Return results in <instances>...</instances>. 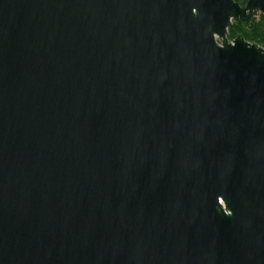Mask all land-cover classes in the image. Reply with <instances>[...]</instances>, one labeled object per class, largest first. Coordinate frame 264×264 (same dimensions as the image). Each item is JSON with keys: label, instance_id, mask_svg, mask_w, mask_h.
Here are the masks:
<instances>
[{"label": "water", "instance_id": "obj_1", "mask_svg": "<svg viewBox=\"0 0 264 264\" xmlns=\"http://www.w3.org/2000/svg\"><path fill=\"white\" fill-rule=\"evenodd\" d=\"M264 0H0V264H264Z\"/></svg>", "mask_w": 264, "mask_h": 264}, {"label": "trees", "instance_id": "obj_2", "mask_svg": "<svg viewBox=\"0 0 264 264\" xmlns=\"http://www.w3.org/2000/svg\"><path fill=\"white\" fill-rule=\"evenodd\" d=\"M239 4H244L247 0H235ZM237 34H241L245 40L256 43L264 48V17L259 14L258 18H254L252 26L245 28L239 23H233L228 29L227 37L232 40Z\"/></svg>", "mask_w": 264, "mask_h": 264}, {"label": "rangeland", "instance_id": "obj_3", "mask_svg": "<svg viewBox=\"0 0 264 264\" xmlns=\"http://www.w3.org/2000/svg\"><path fill=\"white\" fill-rule=\"evenodd\" d=\"M258 16H259V13H257L256 16H255L254 18H258Z\"/></svg>", "mask_w": 264, "mask_h": 264}]
</instances>
